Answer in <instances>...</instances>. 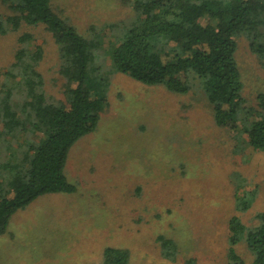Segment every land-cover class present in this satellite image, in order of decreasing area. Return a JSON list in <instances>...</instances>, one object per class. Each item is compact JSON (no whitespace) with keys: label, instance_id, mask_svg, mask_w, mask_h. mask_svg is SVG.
<instances>
[{"label":"rangeland","instance_id":"obj_1","mask_svg":"<svg viewBox=\"0 0 264 264\" xmlns=\"http://www.w3.org/2000/svg\"><path fill=\"white\" fill-rule=\"evenodd\" d=\"M51 1L81 35L100 39L88 71L93 81L108 76V103L69 150L64 172L76 190L44 194L14 213L0 234V264H102L107 247L125 249L129 264H229L228 220L253 225L264 210V149L244 143L239 121L217 126L201 88L176 94L113 72L109 53L134 19L130 0ZM9 13L0 0V16ZM23 32L43 48L46 93L64 100L57 44L43 25L0 34V72ZM235 57L245 107L259 109L264 58L244 37ZM238 191L250 201L245 211L236 209ZM234 249L251 264L243 240Z\"/></svg>","mask_w":264,"mask_h":264},{"label":"trees","instance_id":"obj_2","mask_svg":"<svg viewBox=\"0 0 264 264\" xmlns=\"http://www.w3.org/2000/svg\"><path fill=\"white\" fill-rule=\"evenodd\" d=\"M1 2L10 13L0 16V34L43 25L54 38L65 99L46 93L38 69L43 48L33 43L31 33L23 32L14 61L0 72V234L14 213L38 197L76 190L64 172L69 150L94 131L108 103V76L93 81L88 71L100 47L98 37L81 35L55 12L51 0ZM129 3L134 19L109 53L113 72L176 94L201 88L217 126L239 121L244 143L252 150L264 149V94L258 96L259 109L245 107L235 57L244 37L264 58V0ZM235 199L238 211L249 208L243 191L235 193ZM256 218L253 225L236 215L228 220L229 264H245L234 249L242 240L252 254L251 264H264V210ZM103 254L102 264H129L125 249L107 247ZM184 264L197 263L188 257Z\"/></svg>","mask_w":264,"mask_h":264}]
</instances>
